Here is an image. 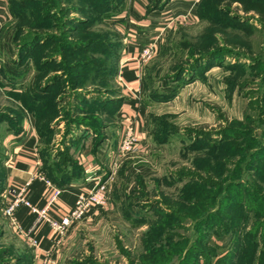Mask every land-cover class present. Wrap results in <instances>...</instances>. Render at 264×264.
<instances>
[{
    "label": "rangeland",
    "instance_id": "374dc122",
    "mask_svg": "<svg viewBox=\"0 0 264 264\" xmlns=\"http://www.w3.org/2000/svg\"><path fill=\"white\" fill-rule=\"evenodd\" d=\"M121 2L6 0L0 264H33L2 215L9 146L29 128L44 179L72 180L88 157L105 178L103 151L122 194L53 264H264V0H195L160 17L139 74L144 142L114 160Z\"/></svg>",
    "mask_w": 264,
    "mask_h": 264
},
{
    "label": "crops",
    "instance_id": "0c3cea01",
    "mask_svg": "<svg viewBox=\"0 0 264 264\" xmlns=\"http://www.w3.org/2000/svg\"><path fill=\"white\" fill-rule=\"evenodd\" d=\"M148 1L149 0H124L115 18L118 22L119 31L126 34L123 50L119 56L116 74V82L120 85L121 95L123 97L117 104L116 116L119 119L118 127H121L123 124H130L133 130H135L137 149H140L139 147L144 141L141 127L143 108L138 98L141 85V82H139V74L142 64L138 61L136 45L148 42L157 34L156 26H160L158 22L161 20V16L167 15L174 10H176L174 14H178V12H183L186 7H191V4L195 3V0H169L164 7L160 9L154 8L148 11L146 10ZM7 17V3L5 0H0V27L8 20ZM166 21L168 23L169 19ZM129 33L133 35L132 38L131 36L129 37ZM13 139L16 141L9 146V155L5 164L7 169L4 185H6V187H18L21 186L22 183H26L25 196L27 200L30 201L32 205L39 207L43 204L46 185L43 181L44 178L38 171L39 158L38 152L36 151L35 135L33 134V130L29 128L15 134ZM98 153L101 158L96 159L97 168L102 167L106 170L105 178L104 176L101 177L104 171L101 173L91 171V169L96 168L95 165L93 166V157L86 158V160L82 162V175L78 178H73L61 188V192L56 197V201L53 204L52 211L54 213L53 215L68 211L72 207L75 196L85 194L89 188L94 185L96 180L104 183L107 188L108 203L106 207H90L81 219L74 220L67 226L64 232L65 235L57 243L53 242L54 235L51 233L47 224L43 221L37 223L32 230V234L37 240V246L31 249L33 253V264H37L39 258L46 249L52 250V258L54 261L57 260L60 256V250H58V248L65 241L69 242L72 240L73 235L78 231L79 227L87 226V224L96 221L98 222L101 218V214L105 213L104 210L113 207L118 198L122 196L118 185H111L112 182H110V180L115 178L113 177V166H110L111 156L106 152L103 153V151H99ZM122 162L125 163V161ZM84 165L85 167L89 166L88 172H84ZM125 170L127 171L128 167L126 169L124 168V171ZM120 171L121 170L117 172L116 176H120ZM120 201L122 202L123 199H120ZM14 217L17 218L18 223L22 227L27 226L33 219L32 215L25 207H18L15 210ZM13 233L17 235L14 230ZM17 236L22 241L21 237L19 235Z\"/></svg>",
    "mask_w": 264,
    "mask_h": 264
},
{
    "label": "built area",
    "instance_id": "2783aa9c",
    "mask_svg": "<svg viewBox=\"0 0 264 264\" xmlns=\"http://www.w3.org/2000/svg\"><path fill=\"white\" fill-rule=\"evenodd\" d=\"M158 37V36H156ZM156 37L152 38L143 45H136L138 61L140 64L147 62L154 54ZM125 41V39H124ZM120 134L114 153V160L122 155L134 150L136 143V134L130 124H124L120 127ZM85 167V165H84ZM89 166L84 168V172H88ZM46 192L43 198V204L36 207L27 200L25 196L26 183H22L18 187H7L3 197L2 215L7 219L11 228L25 240V242L34 249L37 246V240L32 234L33 227L43 221L47 224L51 233L54 235L53 242H59L65 235L67 226L74 220L81 219L90 207H106L108 203L107 188L104 183L96 180L94 185L89 188L85 194L76 195L72 207L64 213H56L53 215L52 207L56 201V197L61 192V188L51 184L44 179ZM18 207H25L32 215V221L25 227H22L17 218L14 217L15 210ZM37 264H53L52 250H45L39 258Z\"/></svg>",
    "mask_w": 264,
    "mask_h": 264
},
{
    "label": "trees",
    "instance_id": "16d2710c",
    "mask_svg": "<svg viewBox=\"0 0 264 264\" xmlns=\"http://www.w3.org/2000/svg\"><path fill=\"white\" fill-rule=\"evenodd\" d=\"M6 1V0H5ZM120 1H122L121 3H120V6L123 4V1L124 0H120ZM197 4H196V6L194 7V10H196V8H197ZM150 8H152V9H154V8H156L155 7V4L154 3H152V0H149L148 1V4H147V6H146V10H150ZM120 101V100H119ZM118 101V102H119ZM118 104V103H117ZM116 107H117V105H116ZM20 131H19V129L14 133V134H17V133H19ZM39 172H40V169L38 170ZM82 175V172L79 174V176H77V178L78 177H80ZM42 176V175H41ZM43 176H44V178H46V179H48V176H47V174H43ZM42 176V177H43ZM69 181H71V179H67V180H64V181H61L60 183H51V184H53V185H56V186H58V187H60V188H62L63 186H65L66 184H67V182H69Z\"/></svg>",
    "mask_w": 264,
    "mask_h": 264
}]
</instances>
